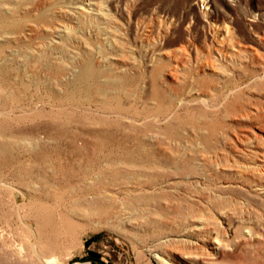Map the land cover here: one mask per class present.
Instances as JSON below:
<instances>
[{"label": "rangeland", "instance_id": "1", "mask_svg": "<svg viewBox=\"0 0 264 264\" xmlns=\"http://www.w3.org/2000/svg\"><path fill=\"white\" fill-rule=\"evenodd\" d=\"M263 76L264 0H0V264H264Z\"/></svg>", "mask_w": 264, "mask_h": 264}, {"label": "water", "instance_id": "2", "mask_svg": "<svg viewBox=\"0 0 264 264\" xmlns=\"http://www.w3.org/2000/svg\"><path fill=\"white\" fill-rule=\"evenodd\" d=\"M86 263V262H94L97 264H106L104 261H102L101 259H98L96 257H84V258H80V257H75L73 258L68 264H75V263Z\"/></svg>", "mask_w": 264, "mask_h": 264}, {"label": "bare ground", "instance_id": "3", "mask_svg": "<svg viewBox=\"0 0 264 264\" xmlns=\"http://www.w3.org/2000/svg\"><path fill=\"white\" fill-rule=\"evenodd\" d=\"M257 53V52H256ZM264 77V76H263ZM258 79V78H257ZM9 112V111H8ZM26 112V111H25ZM5 113H7L6 109L5 108H0V116L1 115H4ZM8 114V113H7ZM96 131V130H95ZM121 134V133H120ZM138 139V138H137ZM77 151V150H76ZM147 158V157H146ZM22 218V217H21ZM21 222V221H20ZM31 228V227H30ZM28 228V229H30ZM37 229V228H36ZM32 230V229H31ZM34 230V229H33ZM39 235V234H38ZM37 237V236H36ZM37 240V239H36ZM36 252V251H35ZM158 261H162L164 264H170V263H166L164 261V259H161V258H157ZM49 261V260H48ZM55 261V260H53ZM75 264H89V263H81V262H78V263H75Z\"/></svg>", "mask_w": 264, "mask_h": 264}]
</instances>
